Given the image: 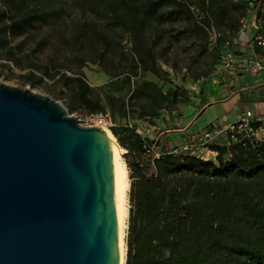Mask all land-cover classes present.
<instances>
[{
    "label": "trees",
    "instance_id": "obj_1",
    "mask_svg": "<svg viewBox=\"0 0 264 264\" xmlns=\"http://www.w3.org/2000/svg\"><path fill=\"white\" fill-rule=\"evenodd\" d=\"M203 2L206 22L217 19L222 3ZM172 3L190 12L178 0H73L71 5L83 13L109 14L114 25L130 34L134 54L146 55L147 59L140 56L144 70L157 72L153 51L141 36ZM65 12L62 0H0V55L9 36L54 30L55 23L66 18ZM170 14L173 17L175 11ZM254 16L255 34L264 33V0H253L239 31L242 21ZM80 27L74 45L89 35ZM94 34L109 45L103 33ZM67 80L77 89L84 109L100 110L89 99L93 91L81 75ZM112 131L127 151L132 179L126 264H264V144L243 136L229 146L212 145L213 161L175 154L174 147L145 139L127 127Z\"/></svg>",
    "mask_w": 264,
    "mask_h": 264
},
{
    "label": "rangeland",
    "instance_id": "obj_2",
    "mask_svg": "<svg viewBox=\"0 0 264 264\" xmlns=\"http://www.w3.org/2000/svg\"><path fill=\"white\" fill-rule=\"evenodd\" d=\"M72 1L62 0L66 18L61 24L55 23L54 30L36 29L15 39L9 36L8 47L0 55V83L51 97L85 127L89 114L104 113L111 117L113 129L118 132L127 127L156 141L158 133L185 127L194 119L201 88L223 73L224 55L248 51L238 47L235 39L241 19L251 12L253 0H218L223 11L209 22L205 20L203 0H178L190 12L175 3L163 9L141 36L153 51L157 72L144 70L140 56L147 59L146 55L134 54L130 34L124 27L114 25L109 14L90 10L83 13L72 7ZM78 26H83L89 35L74 45ZM95 31L103 33L109 45L97 38ZM215 33L221 36L217 38ZM257 55L264 60L261 51ZM77 75L92 89L89 99L100 110L84 109L77 89L67 80ZM113 129L110 132L122 150L129 183L126 264L133 219L132 179L125 158L127 151L120 146ZM259 142L264 144V136ZM204 157L216 160L213 154Z\"/></svg>",
    "mask_w": 264,
    "mask_h": 264
},
{
    "label": "water",
    "instance_id": "obj_3",
    "mask_svg": "<svg viewBox=\"0 0 264 264\" xmlns=\"http://www.w3.org/2000/svg\"><path fill=\"white\" fill-rule=\"evenodd\" d=\"M0 264H121L109 137L51 97L3 83Z\"/></svg>",
    "mask_w": 264,
    "mask_h": 264
},
{
    "label": "crops",
    "instance_id": "obj_4",
    "mask_svg": "<svg viewBox=\"0 0 264 264\" xmlns=\"http://www.w3.org/2000/svg\"><path fill=\"white\" fill-rule=\"evenodd\" d=\"M235 55L234 71H223L201 88L194 119L185 127L158 133L157 140L171 148L190 140L203 129L234 121L246 111L264 114V72L250 73L252 54L249 50ZM212 154L216 157L215 152Z\"/></svg>",
    "mask_w": 264,
    "mask_h": 264
},
{
    "label": "built area",
    "instance_id": "obj_5",
    "mask_svg": "<svg viewBox=\"0 0 264 264\" xmlns=\"http://www.w3.org/2000/svg\"><path fill=\"white\" fill-rule=\"evenodd\" d=\"M258 22L257 17L242 21V28L238 33L235 44L238 47H246L252 54L249 71L253 75L264 72V60L259 59L256 50L260 49L264 57V33L255 34ZM221 35L215 33V37ZM236 55L228 53L223 56V70L232 72L235 70ZM87 127H98L100 129H113L115 124L111 117L104 113H91L86 117ZM264 136V114L255 115L252 111H246L237 116L234 121L219 125L214 128L203 129L199 134L188 141L172 148L175 154L197 156L206 159V154H212V145H231L232 142L241 141V137L247 136L259 141ZM160 154L157 153L156 157Z\"/></svg>",
    "mask_w": 264,
    "mask_h": 264
},
{
    "label": "bare ground",
    "instance_id": "obj_6",
    "mask_svg": "<svg viewBox=\"0 0 264 264\" xmlns=\"http://www.w3.org/2000/svg\"><path fill=\"white\" fill-rule=\"evenodd\" d=\"M104 132L110 139L115 179H116V205H117V219L120 232V256L121 264H125L126 244H125V226L128 215L127 208V194H128V173L127 167L122 159V150L113 139L110 130L104 129Z\"/></svg>",
    "mask_w": 264,
    "mask_h": 264
}]
</instances>
